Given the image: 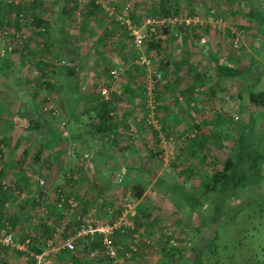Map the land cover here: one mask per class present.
<instances>
[{
  "label": "rangeland",
  "instance_id": "1",
  "mask_svg": "<svg viewBox=\"0 0 264 264\" xmlns=\"http://www.w3.org/2000/svg\"><path fill=\"white\" fill-rule=\"evenodd\" d=\"M90 1L1 0L0 15L5 14L8 18L6 22L12 23L15 15L21 12V8L23 10V7L29 4L31 6L34 4V14L42 15V18L48 14H51V18H55L63 8L69 7L71 16L67 18L65 17L67 14L61 15L71 22L70 27L78 33L81 20H83L80 15L81 10ZM241 3L250 4L245 0ZM95 4L100 7L102 5L109 8L117 7L119 13L129 5L140 30L146 33H150V28L145 23L147 19H154L156 22L163 19L159 0H95ZM177 7L179 17L174 19L178 22L186 21L188 24L184 23L185 26L207 24L210 26V30L209 34L204 37V41L192 40L189 35L187 38L183 34V38H180L174 45L175 48H172V45L168 44L170 43L169 38L161 33L162 26H154L155 31H159L158 39L165 41L163 45L165 54L159 61L171 64L168 69L170 75L164 81V86L157 90L156 96L155 94L153 96L140 93L142 85L139 84H142L143 77L146 78L150 70L143 68L138 70L133 66L137 60V58L134 59L136 53L142 52L147 59L150 58L146 50L144 48L141 51L138 50L127 31L116 25V22L112 18H108L101 9V12L99 10L97 16L94 17L96 20L104 21L102 27L97 25L94 28L95 34L99 31L102 37L107 36L105 43L99 49L101 51L105 47L113 49L109 54L110 57L103 58L104 62L101 65L106 67L110 65L112 66L110 68L124 65L125 69L124 74L119 75L110 84V93L120 95L126 88L129 87V90H133L139 85V92H136V96L133 97L132 105L128 106L126 101L122 100L123 108L115 110V116L118 117L115 144L122 148L123 152L127 148H132L124 155L126 168L113 167V171L106 166H104L106 169L102 168L101 164H95L93 160L90 161V155L86 153L79 154L87 156L84 160L89 159V162H84L79 156L76 157L74 151V155L70 157L68 152L73 149L69 140L65 138L59 140L51 149L42 152V157L38 160V148L46 142L42 138L43 131L35 133L33 137L25 136L21 131H14L3 136L8 137L9 140H5L6 143L0 140V150L4 147L2 150L4 156L0 158V171L1 169L5 171V174L0 173V186L4 188L3 193L10 191L12 195L6 198L5 205L0 208V241L8 232L12 233L17 241L27 237L33 238V232L38 231L41 225H51L53 233L56 230L62 232L55 240L56 252L51 255L52 264H96L93 260L87 261L81 254V240L84 238L77 237L76 239L75 248L72 251L78 256L76 262L59 260L57 256L62 250L59 245H62L68 234H75L83 219L96 220L104 225L122 219L126 223V227L117 230L111 238L114 255L111 256L104 249L94 253L97 260H102L101 264H159L162 242H168L169 245L181 250V264H189L192 254L190 249L193 244L199 243L202 246L209 244L213 235H210L209 231L199 228L195 215L192 216L187 210L176 209L175 206L178 207L179 202L174 203L171 194L165 191L166 186L153 183V180L157 178L158 181H162L168 186L185 182L188 187H191L199 177L210 170V165H202L195 159L191 160L188 157L181 159L184 155V153L181 155L184 139L185 137L193 138L195 136L194 126L203 125L205 121L208 122L207 118L218 114L230 118L237 115L240 110L238 94L244 91L247 86H251L254 76L240 77L220 83V89L214 98L202 92L194 94L189 105L186 100H189L191 96L188 95L186 99H183L179 95L180 91L194 83L198 86L209 83L208 86H211L213 82H211L212 84L207 81L202 82L203 84L197 83L196 70L192 69L195 59L191 58L192 63L189 61L187 64H181L183 57L187 56L184 51L189 50L190 54L196 53L194 57L201 60V64H198L200 69L204 63L207 64V58L211 53L228 65L236 66L243 59L257 58L262 51V43L258 37V26L244 22L247 21L246 18H253V11L239 7L237 1L178 0ZM4 25L7 24L0 21V27ZM178 25L166 26L173 28ZM13 28H15L14 25ZM28 29L24 28L23 30L27 48H21L15 55L6 57L10 63L8 68L15 69L19 64L17 62L20 61H26L27 64L31 61L33 64L30 67L32 68L38 58L48 62L49 54L38 52L40 46L38 47L36 43H40V39L37 36H30ZM237 35L241 36L238 38L237 47H234ZM118 37L121 39L119 42L116 41ZM184 38H186L185 41ZM167 45L171 46L166 48ZM120 51L123 56L121 55L119 59L116 56ZM23 52L27 53L23 54ZM33 54H36L34 58H32ZM97 54L98 52L93 54V58L86 56L87 66L90 63L93 64V61L101 62V56ZM150 63L151 70L155 69L154 60L151 59ZM24 74H26L25 71ZM12 78H15L14 75L7 70L0 73V105L10 107L8 112L11 113L16 111L15 97L10 95L8 88ZM91 91L96 94L93 88ZM154 97L157 99L154 100ZM118 105L120 104L118 103ZM153 105L155 107L160 105L164 109L163 111H157V108L153 110ZM241 111L245 112L246 107L244 106ZM121 117L122 119H119ZM238 118L240 117L238 116ZM37 119L35 116L34 120L37 121ZM147 121L152 122V125L149 126ZM4 122L5 120L1 117L0 126H3ZM239 125H241L239 120L233 122L235 129L233 128L234 131L231 135H225L224 129L218 133L213 132L211 126L208 127L209 125L204 127L206 146L211 144L210 147H214L210 151L213 162L215 161L214 157L219 160L228 158L237 138L242 142L240 146H248L247 134L239 133ZM162 127L164 130L161 129ZM140 135L146 138L141 140ZM240 135L241 137H239ZM233 140L235 141L233 142ZM102 141H106V138ZM26 148H29V151H26ZM261 154L264 156V147H262ZM211 159H208L207 162ZM98 160L104 161L100 157ZM189 163L195 166V174L190 179L181 173L185 165ZM147 164L153 168L151 175L134 169L139 165L146 166ZM261 170L263 172L260 171L259 175L255 172L251 174V182L263 184L249 188L252 190L250 192H239L243 202H240L242 204L240 207L238 206L240 203L233 206L231 214L233 220L231 217L225 225L216 227L217 240L215 244L218 259L216 256L215 258L211 257L212 259L206 258L205 264H233V262L242 264L244 259L247 263L251 257H258L254 259V263L256 261L264 262V211L258 210L264 206V164ZM38 180L45 181L47 190L41 206H36L34 200ZM136 186H144L145 190L139 200L133 197ZM62 194L73 198L77 206L76 211L69 214L67 218L61 217L52 208ZM4 199L0 193V200ZM230 213L226 215L230 216ZM196 215L198 214L196 213ZM139 224L141 227H136ZM7 227L12 228L11 231L7 230ZM1 248L4 247L1 246ZM214 249L215 247L212 250L204 249V257ZM13 255V251L4 248L0 252V264H8V262L16 260ZM18 259L21 264H27L20 257Z\"/></svg>",
  "mask_w": 264,
  "mask_h": 264
},
{
  "label": "trees",
  "instance_id": "2",
  "mask_svg": "<svg viewBox=\"0 0 264 264\" xmlns=\"http://www.w3.org/2000/svg\"><path fill=\"white\" fill-rule=\"evenodd\" d=\"M159 1L162 8L161 11L163 12V15L161 16L163 18L168 17L169 19H174L176 17H179V9L177 7L178 0H159ZM33 7L34 4L32 6L31 4H29L28 6H24L23 10L21 8V12L15 15L13 22L12 23L6 22L7 24L6 26H10L13 28L14 25L15 26L14 29L21 32H24L23 31L24 28L26 29L29 28L28 31L30 32L29 34H31L30 36H37L38 39H40V43H36L38 47L40 46L38 48V52L49 54V58L47 60H51L52 61L51 63H47V61L38 58L34 62V65H32V68H34L35 69L34 71H36V75L32 74L33 77L29 79L30 80L29 84L31 85L32 88L35 89V92L37 93L38 92L37 86L39 82L43 80L42 78L46 79L48 73H51L52 77L54 76L55 71L57 73L60 72L58 74L61 76L64 75V76L74 77L81 74V72L85 69L87 65L85 66L84 64L81 63L82 53L76 52L74 49H71L66 43L65 41L66 39L64 36L57 38L55 41L50 40V37H52V33L49 27V22L42 19L40 15H35ZM100 9H101L100 6L95 4V0H91L90 3L85 4L80 13L83 19L81 20L82 21L81 25H85L86 21L89 20L90 18L96 17L97 16L96 14ZM115 9L117 10V7H115ZM60 14L62 15L67 14L65 17L69 18L71 16L70 8L69 7L63 8ZM20 15L24 17V21L22 22H20V17H19ZM130 19L132 24H134L137 28H140L138 26V23L136 22L135 16L132 15V10H130ZM115 24L119 25L118 23ZM209 27L210 26H208L207 24L205 25L197 24L195 26L189 24L188 26H185V24L182 23L181 25L174 26L173 28L164 25L161 27V33L169 38L170 43L168 44H171L172 48H175L174 45L176 44V42L179 41L180 38H183L182 37L183 34L186 37L187 35H189V38H191L192 40L204 41V37L209 34V30H210ZM158 35H159V31H156V33L153 34L148 33L146 35V39L142 46V48L146 50L148 56L150 57L148 58L149 63L151 59L154 60L155 63V69L153 68V70H151V63L148 66V68L145 66L143 67V69L150 70L148 72L149 73L148 76L154 77V75L156 74L162 76L161 81L156 84V88L151 93L153 96L155 93H157L158 89L164 86V81L166 80L167 76L170 75L168 69L171 65L170 62L162 63V61H159L163 58L165 54V47L163 46L165 41H163L162 39H158ZM185 39L186 38H184V41ZM88 43L89 44L86 43V48H85L86 53L87 50L90 47H92V45L94 46L96 44V42H91V41ZM101 44L102 43L99 41L97 43V46L99 45L101 46ZM171 45H167L166 48H169V46ZM19 48L20 47H13V50L19 51L21 50V48L20 49ZM23 48H27V43L24 44L22 49ZM63 48H65L66 51L69 50L67 54L63 51ZM62 51L64 52L65 56H63ZM59 52H61V56ZM184 52L187 53V56L183 57L181 64H187V62L189 61L192 63L191 58L195 59V61L192 64V69L196 70L195 79L198 81L197 83L199 84L200 82L201 84H203L202 82L204 81L210 83L213 82V84L211 83L212 84L211 86H208L209 83L207 85L199 84V86L194 83L190 86H187V88H185L183 91H180L179 95L183 99L184 98L186 99L188 95L191 96L189 100H186L187 104L189 105L193 100L192 96L194 94H199L200 92H202L204 94L209 95V97L214 98L218 90L220 89L219 87L220 83L224 81L235 80L240 77L248 76L249 74L253 73L252 69L256 65L254 61L246 60V61H242L236 66H231L228 65L226 62H224L221 58L217 57L215 54L211 53L207 58L208 59L207 64L204 63V65H202V68L200 69V67H198V64H201V60H197V58L194 57L196 53L190 54L189 50H185ZM101 54L102 53L98 52L99 56H101ZM33 55L36 56V54ZM136 58H138V53H136L134 59ZM101 61L104 62V59L102 58ZM8 66H9L8 60L3 54H1L0 73L3 72L5 69H7ZM133 66L135 67V69L138 70L139 68H142L135 63ZM195 66L197 67V69ZM110 67L112 66L107 65V67L101 69L103 73L98 72L96 74V76L98 77V81L94 82L93 85V91L96 94H91L92 98L87 100L89 105H87L85 111V116H87V119H89L90 121V123H87L88 131L85 132H87L88 136H90L92 140H96V139L100 140L102 145H104L105 147L110 146L112 142H115L117 124L115 122L113 113L115 112L114 110L118 106L117 103H121L122 100L123 101L125 100L127 105L131 106L133 97L136 96V92H139L138 89L139 85L140 86L142 85V90L140 89V93L143 94L145 93L146 95H148L146 89L147 76L146 78L143 77L142 84L140 83L133 90H129L128 87L125 90H123L120 93V95H116L112 92L110 93V84L115 80L111 75V70L117 68V67H113V68ZM259 81H260L259 77L256 78L251 84V86H247L244 89V91L238 94V99L240 102L239 103L240 110L244 106L260 109L261 123L262 126L264 127V88L258 90L254 89L259 84ZM50 86L53 87L52 83H47V87L49 88L48 90H50ZM102 90L107 91L106 97L102 95ZM110 94L111 96H109ZM48 96H50L48 92L46 96H43L42 99L43 106L51 105ZM156 99L157 98L154 97V100ZM156 108L157 111L160 110L163 111L164 109V107L160 105H158V107H155L153 105V110H156ZM218 115L219 117H221V114ZM238 116L239 115H234L233 117H231V119L230 118L228 119V128L227 130L223 131L225 132V135H230L232 133V130L229 128V126H231L234 121L237 122L239 120ZM1 117H3V120H5V122L3 123L4 124L3 126H0V140L4 141L5 143H6L5 140H9V138L3 136L8 135L11 132L21 131L26 134H35L39 131H42V129H46L48 126H54L56 124L55 123L56 116H52L51 113H46V115L41 117V119L38 118L37 121L32 120L27 112L14 111L4 116L2 114V111H0V118ZM148 122L149 121H147V124L151 126L152 124H149ZM62 123H65V125H67V123L64 121H62ZM54 127H56V125ZM66 129L67 126H65V130ZM161 129L164 130L163 127ZM194 132H195V136L193 138L190 139V137L187 138L185 137L184 139V147L182 148L183 152H181V155L183 153L184 155L181 157V159H184L186 157L190 158L191 160L195 159L198 163L202 165H210L209 167L210 170L205 175L199 177V179L191 187H188L185 182H181L179 184H174L171 186L165 185L162 181H157V184L158 185L162 184L166 186L165 191L171 194L172 201H174V203L179 202V206L177 205L178 207H176L173 204L176 209L180 211L187 210L192 216L195 215L196 223L199 226V228H201L202 230L209 231V234L213 235L208 245L202 246L199 245V243H194L192 248L190 249L192 254L189 258L190 260L189 264H205L204 261L206 258L210 259L211 257L214 256L215 258L216 256L218 259L217 256L218 251L215 244L217 240L216 227L218 225L220 226L225 225V223L228 222L227 220L231 219V217L233 220V216H231L233 212V206L238 205V203L240 202H243L241 201V195L239 192H246V191L250 192L252 190H249V188L263 184L261 182L259 184L251 182V174L255 172L259 175L260 171H262L261 169L264 164V156L261 154V150L262 147H264V138L263 139L254 138L253 140L250 134L249 136L247 135L246 136L247 139L246 142L248 143L247 147L240 146L242 142H240L239 141L240 139L237 138L236 141L233 140V142L235 141L234 142L235 146L233 147L230 156L225 160H219L216 157H214L215 161L213 162L210 157V151L214 147H210L211 144L206 146L207 140L201 131V125L198 124L195 125ZM165 133L167 136L166 131ZM241 135L239 137H241ZM104 138H107L108 141H102V139ZM52 139H53L52 141H46L45 143H43V145L39 147V152L37 153L38 160H40V158L42 157V152L51 149L54 144H57V142H59V140H62L63 138L59 139L57 137H53ZM231 140H232V136H231ZM3 148L4 147H2V150H4ZM2 150H0V158L4 156V151ZM73 151L75 152L76 157L79 156L82 160L85 159L84 154H79L74 149ZM96 155H98L104 161H108L105 155L102 154L101 152L97 153ZM208 159H211L212 162L211 161L207 162ZM194 170H195V166L190 165L189 163L185 165L184 170L181 171V173L184 176H186L188 179H190L195 174ZM111 171H113V168ZM1 172L5 174V171L4 170L2 171V169L0 173ZM149 174L150 171L147 172V175ZM143 187L144 186L135 187V194L133 195V197L136 198L137 200L141 199L143 196V193L145 191ZM3 189L4 188L0 186L1 196L5 198L3 201L0 200V208H2L3 205H5V201L7 200L6 198L12 195V192L10 193V191H4L3 193ZM46 191H47L46 187L40 188L37 183V187L35 189L36 198L34 199L36 206L42 205L41 204L43 203L42 199L46 197ZM64 196L67 199L71 198L68 195H64ZM238 206L240 207L242 206V204L240 203ZM52 208L54 212H56L55 205H53ZM241 208L244 209V207ZM258 210L264 211V206L260 207ZM229 212H231L230 216L226 215L227 213L229 214ZM196 213L198 215H196ZM10 222L12 223L11 219ZM136 227H141V225L139 224ZM52 234L53 232L50 226L44 224L41 225L38 231L33 232V236H32L33 238H29L31 242V244L29 245V252L35 254H41L44 251L45 248L44 245L46 241L52 238ZM23 241L24 239H22L20 242ZM81 245H82L81 254L87 261L93 260L96 264L102 263V260H97L98 259L97 256H94V253L96 252L98 253L104 249L101 243L100 236L96 235V237L94 238H84L81 240ZM212 247L213 248L215 247V249L213 251H210L209 255L206 254V256L204 257L203 252L206 249L212 250L213 249ZM2 250H4V248H1L0 246V252ZM13 253H14L13 256L16 258V261L19 260L18 258L19 257L21 258L22 256L20 252L13 251ZM160 255H161L160 258L161 261L159 264L182 263L181 250L169 245L168 242H162L160 246ZM57 257L59 260L61 259L62 261L64 260L66 262L67 261L76 262L78 260V256L76 253L68 252L65 250H61ZM235 258L238 260L237 257ZM257 258L258 257H251V259H249L247 263H245L246 260L244 259V263L242 262V264H264V262H260V261H256V263H254V259ZM8 263H11V261ZM27 264H33V263L29 261L27 262Z\"/></svg>",
  "mask_w": 264,
  "mask_h": 264
},
{
  "label": "crops",
  "instance_id": "3",
  "mask_svg": "<svg viewBox=\"0 0 264 264\" xmlns=\"http://www.w3.org/2000/svg\"><path fill=\"white\" fill-rule=\"evenodd\" d=\"M116 1H119V0H116ZM233 1H237V5H239V7H242L245 10L247 9V10L253 11L252 13L253 18H246L247 21H244V22L248 23L249 25L258 26V29H259L258 37H259V41L262 43V46H261L262 51L260 55H258L257 58L252 57L250 59H243L242 61L249 60V61H254L256 63L255 67L252 69L253 73L249 74L248 76H254L252 78V82H253L260 75L259 84L254 89L255 90L263 89L264 88V78H263L264 76V72H263L264 71V0H245L246 2L248 1L250 4H247V3L242 4L241 2L243 0H233ZM41 18H42V15H41ZM42 19L49 22V27L52 33V37H50V40L55 41L57 38L64 36L66 39L65 40L66 43L71 49H74L76 52L82 53L81 63L84 65L87 64L86 56L87 57L91 56L93 58L94 56L93 54L97 53V51L102 52L101 59L105 58L106 56H109L110 52L112 53L113 49L110 47L109 48L105 47L104 50L102 51L99 49L105 43L107 36L102 37L101 32L97 31V33L95 34V31H94V28H96L97 25L99 27H102L104 24V21L101 22L100 20H96L95 18H92V19L90 18L91 20H87L85 25H81L82 23L80 24L78 28L79 32L77 33L74 31L73 28L70 27L71 22L67 20L66 18H64L61 14L57 13L55 18H51V14H48V16H43ZM7 20L8 18L6 17L5 14L1 15L0 21H2L3 24H6ZM120 40L121 39L119 37L116 39L117 42H119ZM90 41L96 42V44L94 46L92 45V47H90L86 53L85 51L86 43L89 44L88 42ZM99 41L102 43L101 46L100 45L97 46V43ZM117 48L119 49L118 45H117ZM63 51L67 54L69 50L66 51V49L63 48ZM63 51H62L63 56H65ZM121 51L118 52V55L116 56L119 59L122 55ZM17 52L18 50L14 51L12 49V50H6V52L2 53L0 50V55L3 54L5 57H8L9 55L11 56L15 55ZM26 53L27 52H23V54H26ZM28 54L30 53L28 52ZM59 54L61 56V52H59ZM32 58H34V55ZM242 61H240V63ZM51 62H52L51 60H48L47 63H51ZM17 63L19 64L17 65L15 69L14 68L5 69L11 72L15 77L14 79L12 78L10 87H8L10 90L9 92L10 95L15 97V101H16L14 105L16 106L15 110L17 112H27L32 120L35 119V116L36 118L41 119V117L46 115V113L43 112V108L46 105L43 106L42 99H43V96L47 95V92L50 95L48 97H49V101L51 105L59 109L60 116L55 118L56 127H54L55 126L54 125V126H48L46 129H42V131L44 132L42 136L43 139H45L46 141H52L53 137H57L59 139L65 138L69 140L70 145L72 146V149H74L78 153H86L90 155L89 156L90 161L93 160L95 164H101L102 168H105L104 166H106L110 170H112L113 167L117 169L118 168L124 169L127 167L126 162H125L126 158L124 155L127 153L128 150L132 148H127L123 152L122 148H120L117 144H115V142H112L110 146L105 147L104 145H102L100 140H97V139L92 140L90 136H88L87 132H85V131H88L87 123H90L89 119H87V116H85L86 107L87 105H89L87 100L92 98L91 94L93 93L91 90L93 88L94 82L98 81V77L96 76V74L98 72L103 73L101 69H104L106 67L103 64L101 65L102 61L101 63L100 62L97 63V61H93V64L90 63L89 66L85 67V69L81 72V74L74 76V77H69V76H64V75L61 76L58 74L60 72L57 73L56 71L54 72V76L52 77L51 73H48L47 74L48 76H46V79L42 78L43 80L39 82L37 86V91H38L37 93L35 92V89L32 88L31 85L29 84V81H30L29 79L33 77L32 74L36 75V71H34L35 69L30 67L31 64L33 63H31V61H29L28 64L26 61L24 62L20 61ZM9 66H10V63H9ZM24 71L26 72V74H24ZM124 72L122 74H124ZM255 73L258 75H256ZM248 76H245L243 78H246ZM44 82H45V85H44ZM47 83H52L53 85V87L50 86V90H48L49 88L47 87ZM119 104L120 105H118L117 103L118 106L116 107V109H120V107L123 108L122 104L124 103L121 102ZM245 107H246L245 112L239 110V113L237 114L240 117L239 122H241V125H239L238 127L240 128L239 132L240 133L245 132L247 133L248 136L250 134L253 140L254 138L263 139L264 138V127L262 126V123H261L260 109L254 108V107H247V106ZM9 108L10 107L8 106L0 105V111H2V114L4 116H6V114L8 113H11V112H8ZM113 116H114L115 122L118 121V117L115 116V112L113 113ZM229 118L230 117H223V116L219 117V115L207 118L208 122L205 121L203 125H201L202 133L204 131V127L208 125H209L208 127L211 126L213 132L219 133V131H223V129L227 130ZM119 119H122V117ZM62 121L67 123L66 130L68 131L65 130L64 132L65 134L61 131V128H60ZM229 128L232 130V133H233V124L229 126ZM22 134H24L25 136L28 135V137L34 136V134H26L24 132H22ZM139 138H141L142 140V139H145L146 137L143 135H140ZM106 141H108L107 138H106ZM25 150L29 151V148H26ZM99 152H101L104 155H107L106 159L108 161L100 162L98 160L99 156L96 155ZM84 162H89V159L84 160ZM149 164L153 165L152 163H149ZM149 164H147L146 166L139 165L138 167L134 169H137L141 171V173L146 174V175H147V172L150 171L149 175H151L153 168L152 166H149ZM157 181L158 179L155 178L153 180V183H157ZM146 186H148V184H146Z\"/></svg>",
  "mask_w": 264,
  "mask_h": 264
},
{
  "label": "built area",
  "instance_id": "4",
  "mask_svg": "<svg viewBox=\"0 0 264 264\" xmlns=\"http://www.w3.org/2000/svg\"><path fill=\"white\" fill-rule=\"evenodd\" d=\"M98 4V3H97ZM101 10L108 18H112L116 23H118L120 26H122L126 31L128 36L132 39L135 47L141 51L143 43L146 39V35L148 33L142 32L140 28H137L134 24H132L130 19V6H125L122 11L119 13L114 7L109 8L104 5H102ZM20 17V22L24 21V17L22 15ZM27 22V21H26ZM146 26L150 28V33H156L154 26L160 25H167V24H179L182 23L188 24L185 22H178L176 19H167L163 18L161 21L156 22L154 19H147L146 20ZM242 34V33H241ZM241 35H237L236 40L234 41V47H237L238 44V38ZM26 43V37L21 31H17L14 28L10 26L4 25L0 28V50L2 53L5 52V50H12L13 47H20L22 48L24 44ZM140 67H147L150 65L148 59L144 56V54L138 53V58L135 62ZM124 65L118 66L117 68L111 70V75L113 79H117L119 75H121L124 72ZM149 70V69H147ZM162 79V76L159 74L154 75V77L147 76V83H146V89L148 94L150 95L152 91L156 88V84L159 83ZM102 95L106 97L107 91L102 90ZM44 113H51L52 116H59V111L55 109L51 105H47L43 108ZM149 124H152V122H148ZM65 123H61V131L65 132ZM65 134V133H64ZM69 156H73L74 152L71 150L68 152ZM87 156H85V159ZM38 186L40 188L45 187V181L38 180ZM36 198V196H35ZM43 200V199H42ZM77 209L76 203L74 202L73 198H66L63 194L58 198V200L55 203V210L58 212V214L63 217L67 218L69 214L75 212ZM51 226V225H49ZM126 223L120 219L115 223L104 225L96 220H90V219H83L77 228L74 235L68 234V236L64 239L61 249L72 252L75 248V243L77 237L80 238H92L96 235L100 236L101 243L105 251L109 253L111 256L114 255L113 249H112V240L111 238L115 234V232L121 228H125ZM7 230L11 231L10 227H7ZM62 234L61 231L54 232L52 234V238L48 239L45 243L44 251L41 254H35L32 252H29V245L31 244L29 237L24 238L23 242L17 241L14 237V235L10 232L4 236V238L0 241V245L4 248H9L11 251L14 252H20L22 254L21 259L24 262L31 261L33 264H52L51 261V255L56 252V243L55 240L59 238V236ZM20 260V259H19ZM19 260H13L11 263L8 264H21Z\"/></svg>",
  "mask_w": 264,
  "mask_h": 264
}]
</instances>
